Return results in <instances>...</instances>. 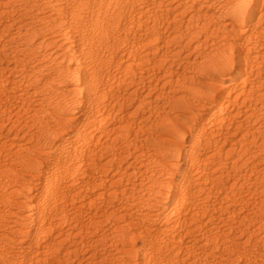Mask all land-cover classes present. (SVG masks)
<instances>
[{"label": "rangeland", "instance_id": "1", "mask_svg": "<svg viewBox=\"0 0 264 264\" xmlns=\"http://www.w3.org/2000/svg\"><path fill=\"white\" fill-rule=\"evenodd\" d=\"M62 1L64 2L3 0L0 53L6 56L14 55L17 52V42L22 41V48L24 43L29 44V50L39 46L38 53L47 55L46 62H53L51 67L55 63L66 65L67 56L72 54L66 42L73 43L75 38L71 37L69 32H64L65 26L61 19L55 22L56 28L46 27L49 24H44L46 16H61L59 7L63 4ZM128 1L127 4L138 8L137 10H147L143 20L153 27L145 33V37L159 32L162 25L169 27L172 32H187L186 26L190 30L195 28L208 32L199 36L200 42L193 43L174 60H168L167 67L177 74L182 72L187 55L191 54L189 59H194L213 47L220 39L215 29L217 22L212 19L214 16L198 20L197 13L192 12L189 16L194 18L193 21L186 22V18L173 19L172 15H165L172 0ZM217 6L218 4L214 8L217 9ZM118 11L119 8L112 10L113 13ZM43 16L45 20H39ZM101 16V39L114 41L117 45L113 35L107 33V29H126L130 23L117 19L104 21L103 14ZM5 24L13 27V30H5ZM168 30H165V35L169 34ZM140 34L141 32L137 37L143 40L144 36ZM25 38L27 40L23 41ZM49 41L55 43L44 47ZM159 43L165 51L179 50L178 43L168 44L165 40ZM118 46L125 48L120 41ZM102 51L105 49L101 48ZM2 66L1 63L0 67ZM258 93L262 94L261 104L251 106L246 113L239 110L240 114H234L235 118L223 123L216 133L211 134L207 129L203 136H197L195 131L190 133L187 130L190 122L182 123V135L196 140L188 148L190 154L182 165V170L177 167L178 162H183L177 158L181 144H178L176 149L167 151L159 150L158 147L165 139V135L158 131L160 120L168 115L174 116L166 107L162 108L163 111L152 106L155 107L153 112L150 109L145 116L137 115L133 118V105H114V100H104L101 93L96 97L97 101H93L87 109L72 105V101L68 100H61L59 106L51 101L53 107L59 108V117H66L71 123L78 121L79 128L87 132V138L79 147L83 149L87 164L102 166L101 172L94 175V182L101 181V196L84 206H81V199H78L64 211L60 210V219L55 220L54 227H50L49 237L44 238L38 234L26 237L24 242H18L16 245L21 246L17 251L18 262L53 264V261L64 258L61 264H127L139 261L137 254H144L139 261L141 264H259V260H264V256H259L264 253L263 84L260 85ZM48 100H45L46 103ZM9 103V100L6 101L0 96V115L4 114L3 107ZM40 105L39 101L34 102L30 97L27 101L17 104L21 110H14L17 113L9 119V124L25 125L24 132L29 130L35 134V137L26 138L28 146L36 150L44 149L46 145L49 149L44 151V157H48L54 155L59 148H65L66 143L56 138L40 136L43 122V107ZM33 106L37 108L31 109ZM165 111H168L167 114ZM147 114L150 116L146 118ZM7 115L8 113L5 118ZM0 142V167L13 165L17 155L12 153L18 146L12 144L20 145L21 141H6L0 136ZM183 148L185 147L181 149ZM195 151H199L198 156ZM3 183L8 189L13 186L10 179L4 180ZM173 193L179 195L176 211H187V216L179 219L176 224L179 237L173 233L163 234L153 230L149 213L146 211L154 204L164 205L173 197ZM81 194L84 195V190ZM8 196L7 199L10 197ZM9 210V204L0 202V219L6 217ZM140 212L147 213L142 216ZM59 233H63V237L59 238L63 239V244L50 246L49 243L53 245L56 242L55 238ZM179 241L182 245L178 246L185 248L174 250L172 245L181 243ZM3 244L9 252L10 246L5 242ZM41 250L46 252V257L47 253L51 254L52 260L39 256Z\"/></svg>", "mask_w": 264, "mask_h": 264}, {"label": "bare ground", "instance_id": "2", "mask_svg": "<svg viewBox=\"0 0 264 264\" xmlns=\"http://www.w3.org/2000/svg\"><path fill=\"white\" fill-rule=\"evenodd\" d=\"M128 2L64 0L58 6L60 17L55 18L54 14L46 16L44 24H49L46 27H55V22L61 19L65 26L64 32H69L75 38L73 43L66 42L67 48L72 50V54L67 56L66 65L54 62L51 67L53 62H46L47 55L38 53L39 46L30 51L28 43H24V48L21 47L22 41L17 42L14 55L0 53L3 65L0 67V93L4 100L10 101L9 105L3 107L4 114L0 115V136L6 141H21L20 145L12 144L18 146L12 153L17 155L13 165L0 167V202L11 207L6 217L0 219V227H3L0 229V264H25L16 259L18 248L21 247L16 245L18 242L38 234L44 238L49 237L50 227H54L55 220L60 219V210L64 211L78 199H81L79 202L84 206L101 196V181L94 182V175L101 172L102 166L87 164L83 149L79 147L87 138V132L79 128L78 121L71 123L66 117H59L60 110L53 107L51 101L59 106L61 100H68L72 101V105L87 109L93 101H97L96 97L101 93L104 100H114V105H133V118L151 110L153 112L155 107H166L174 116H166L165 112L167 114L168 111H165L166 117H161L162 120L156 118L161 121L157 123L160 125L158 131L165 135V141L160 142L158 147L162 151L176 149L178 144L185 147L177 148L180 150H177V158L183 161L177 164L178 168L181 167L179 170H182L190 154L189 146L196 142L194 138L182 135L181 128L185 121L191 123L187 130L195 131L197 136H203L207 129L213 134L223 123L234 119V114H240L239 110L246 113L251 106L263 101L262 94L257 92L260 85H264V0H172L166 13H161L172 15L173 19L186 18V22L193 21L194 18L189 16L192 12L197 13L198 20L214 16L212 19L217 22L215 29L220 38L202 55L194 59H189L191 54L187 55L179 74L167 67L168 60H174L193 43L200 42L199 36L208 32L195 28L190 30L188 26L185 28L187 32H172L169 27L162 25L159 32L145 37V33L153 27L143 20L147 10H137L129 6ZM216 4L217 9L214 8ZM3 5V0H0V22L4 16ZM118 8L120 11L112 12ZM101 14L104 21L117 19L130 23L126 29H107L117 45L114 41L101 39ZM39 20H45V16ZM4 28L7 31L13 30V27L6 24ZM165 30L169 34L165 35ZM139 32L143 34V40L137 37ZM164 40L168 44L178 43L179 50L165 51L159 43ZM118 41L125 46L124 49L118 46ZM54 43L49 41L44 47ZM101 48L105 51L101 52ZM29 97L34 102L39 101L43 107L40 136L66 143L65 148H59L52 156L44 157V151L49 149L46 145L44 149L37 148L39 152L28 146L26 138L35 137V134L29 130L24 132L25 125L9 124V119L17 113L14 110H21L17 104L27 101ZM43 99L49 100L46 103ZM36 108L31 107L33 110ZM195 152L198 156L199 151ZM6 179L13 181L9 189L3 183ZM82 190L84 195L81 194ZM7 195L10 196L8 199ZM177 197L178 193L164 205L154 204L146 210L156 232L173 233L179 237L176 224L179 219L187 216V211H176ZM145 213L140 212L142 216ZM27 222L30 224L27 225ZM61 237L63 233H59L56 242L49 245L60 246L63 244V239H59ZM3 242L10 246L9 252L5 250ZM178 244L182 245V242L173 244L172 248H185ZM38 254L49 261L53 258L49 253L46 257L43 250ZM137 256L141 261L144 254ZM259 256L262 258L264 253ZM63 261L64 258H60L52 263L61 264ZM139 261L127 264H141ZM259 261V264H264V260Z\"/></svg>", "mask_w": 264, "mask_h": 264}]
</instances>
